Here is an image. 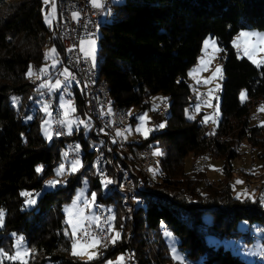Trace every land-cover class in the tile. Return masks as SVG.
<instances>
[{"label": "trees", "instance_id": "obj_1", "mask_svg": "<svg viewBox=\"0 0 264 264\" xmlns=\"http://www.w3.org/2000/svg\"><path fill=\"white\" fill-rule=\"evenodd\" d=\"M113 6L100 28L101 59L96 68L113 102L129 111L135 108L138 114L149 108L152 95L162 93L170 100L165 127L151 132L148 139L128 142L133 156L146 142L158 148L154 183L138 173L143 188L137 195L144 203L137 204L133 214L118 198L123 193L113 187L114 177L103 192L93 167L91 146L97 142L82 128L66 135L80 144L81 167L63 181L54 176L66 138L54 136L48 142L40 133L43 115L36 102L43 104L44 88L30 80L28 71L30 66L40 70L48 62L45 49L50 45L62 61L55 24L47 26L42 0H0V248L13 252L14 241L21 236L34 251L29 264H102L128 247L137 264H171L168 245L158 237L167 230L179 239L183 264H251L209 237L226 241L240 234L236 225L243 220L253 232L256 226L264 227L260 200L234 196L228 183L232 161L240 156L235 140L248 142L264 168V125L249 119L253 108L264 105V65L255 66L231 43L240 30H264V0H123ZM207 35L221 48L223 76L218 90L220 115L211 132L202 114L190 119L182 111L192 100L187 71L196 63ZM61 61L53 66L56 70ZM70 90L74 112L85 118L81 92L78 87ZM190 154L221 160L223 177L202 184L205 171H185ZM48 180L59 183L46 185ZM84 185L87 194L94 192L96 200L111 206L113 227L120 232L115 244L101 245L103 251L92 261L71 254L72 237L63 212ZM22 192L32 193L35 204L27 206L29 197ZM121 216H125L123 225ZM263 258L264 253L252 264H264Z\"/></svg>", "mask_w": 264, "mask_h": 264}, {"label": "rangeland", "instance_id": "obj_2", "mask_svg": "<svg viewBox=\"0 0 264 264\" xmlns=\"http://www.w3.org/2000/svg\"><path fill=\"white\" fill-rule=\"evenodd\" d=\"M42 1H43L44 6H45L43 8L44 20L46 22L45 18L47 17L49 22H46V24L49 28H52L53 27V19L55 18L54 17L55 10L53 11L51 3L45 4L44 0H42ZM101 1L102 0H100V3H102ZM122 1L123 0H110L112 7L109 9L108 13L103 14L102 19H104L105 17H108V19H109L111 12H112V8L114 7L113 5L120 4ZM90 2H92V0ZM99 32H100V28L95 33V35H92V37H85V38L81 39V41H84L83 44H81V41H80V50L82 48L84 50H89L88 41L89 40H95L94 59L92 58V56H88V58L90 59L89 65L94 69L99 67V63H100V59H101V57L99 55V50H98V48H99V34H100ZM241 32L264 34V30H262V31L257 30V29L240 30L238 33H236L233 36L232 42H231L232 45H233V40H236L239 37V34ZM240 39H245V38H240ZM249 39H250V42H252V43L256 42L255 37H252ZM205 40L210 41L209 46L207 48H205V44H204ZM212 42L215 43V48H218L219 51H214ZM234 48H235V50H237L239 52L240 56H243V57L248 59V57L244 54L243 47H241L239 49L236 47H234ZM51 49H54V47L51 45L47 46L45 49V58H46V53L48 54V56L46 58L48 60V62L44 63L42 66V68H44L45 71L47 70V68L49 66H53V65L56 66L61 61V57L56 56V52L55 53L50 52ZM199 51H200V53L198 55L197 61L187 71V77H186L187 82L189 84V87L191 89L192 100H191V103H189L183 107L182 111H183L185 118H189V117L195 118L199 114H202L201 115L202 120H204L205 116L211 117L206 123H208V122L210 123V126H212L211 127V131H212L213 127L215 128V122L220 115V108H219L220 99H219V95H218V90L221 87V81H222V77H223L222 76V61L220 59L221 48L218 45L215 38L210 37V35H207L203 39L202 44H201V48ZM81 52H82L83 56H85L84 51L81 50ZM262 56H264V53H257L256 58L260 59ZM201 61H203V63ZM249 62H251V60H249ZM31 68H32L33 75L29 76L30 80L35 81L37 87H41V85H44V87H42V88H47V90L51 93L52 97H54V99H57V101H58L57 104L62 110L63 121H71L72 122L70 125V128H71L70 132H72L73 129H75L77 132H79L78 130L80 128H82V132H84V134L90 132V129L88 127H85L84 124L79 123V121H85L86 122V114H85V118H82L81 116L77 115L74 111H72V108L67 107L70 103L67 100H65L64 95L62 94L61 91H59L60 87L59 88L50 87V85H54L57 80L53 79L52 77H46L45 71L43 73H41L39 71V69H36L35 67H31ZM217 68H220V70H221L219 73H217V71H216ZM62 70L64 73L65 70L64 69H62ZM214 73H215V75H214ZM64 85H66L68 87L67 91L71 92L70 88H72L73 83H71V81H64ZM203 93H205V97H203ZM149 102H150L149 108L146 109L145 111L141 112V113L135 114L136 109L132 108L129 111V115L131 117L132 115L135 114V119H134L135 121L127 124L126 128L124 130L117 129L116 134L118 132L121 133L120 136L122 139L121 140V146L122 147H127L128 142H133V141L137 142V141H141L143 139H148L151 135V132H155L157 130H160L161 128H164L165 125L167 124V118L170 115V110L166 114H161V115L154 114V112L158 109V107L159 108L164 107L166 109L167 108L170 109V100L167 98V96L162 94V93H157L155 95H152L149 98ZM163 103H166V104L164 105ZM44 105L45 104L39 103V101L36 102V107L39 109V111H41V113L43 115V118L41 119V121L39 123L40 124V133L43 135V137L48 142H50L54 138L52 136V132L50 129L51 124H52L51 120H50V116H49L51 108L47 105L48 106V112L46 113L43 110ZM62 105H64V107H62ZM197 105H199V109H197ZM209 105H211V106H209ZM258 108H260V106L253 108L252 114H250V115L259 114L263 117L262 121H264V110L258 111ZM65 112H67V116H65ZM145 115H146V118H145V120L142 121L140 119V117L145 116ZM250 115H249V117H250ZM45 120L49 121V124L45 125L44 124ZM152 121H155L156 124L153 126H149V122H152ZM250 121H251V119H250ZM252 122H254V120ZM255 122H257V121L255 120ZM161 124H163L164 126L159 127V125H161ZM137 128H141V131H137ZM144 129L150 130L147 132V135L143 134ZM45 130H47V132L51 134V138H48V136H46ZM65 131H66V133L69 134V126H65ZM96 142H97L96 146L100 147L101 146V143H99L100 141L98 142L96 140ZM152 143L155 144L156 141L154 140V141H152ZM234 146H236L237 153L240 155L238 158H236L235 160L232 161V164L230 167V170L232 172V177L229 179L228 183L230 185H232L234 196L239 197V198H245V197L257 198L260 200L261 197H259L257 194L259 192L264 193V168H261L260 161L258 160L257 155H256L257 152H256V150L252 149L251 145L246 141H240L239 142V141L235 140ZM63 147H65V146L63 145ZM91 148H95V147L91 146ZM127 149H129V146ZM152 149H153L152 157L155 160L154 161L155 163L151 167L152 171L150 173H151V176L153 178V177H155L154 176V169L156 168V162H157L156 155H153V153L156 152L158 150V148L157 147L154 148V146H153ZM64 153H66V151L63 149L61 156H60L61 160L59 161V163H57V165H59V166L61 164L64 165L63 171H65V163H66V161L64 160V156H65ZM191 157H192V155L190 154L185 159V167H184L185 171L190 172V170H191L192 172L197 173L193 167H194V165L199 164L200 169H202V171H205V173H206L204 176V180H203L202 184H207V183L212 182V181L215 183V182H218L223 177V172L221 170L222 169V161L221 160L212 159V158L205 159L201 155H198L195 158L194 157L191 158ZM197 159H199V161L200 160L201 161L199 162ZM196 161L198 163H196ZM68 165H69V168H68L69 172L67 173V175L65 177H63L62 175L58 176L56 174L57 172H55L54 176L57 177L58 180L63 181L65 178L68 177V175L71 174V172L74 173L73 171H71V163H69ZM81 165H82V162H80V166L78 167V169L81 167ZM93 165H94V163H93ZM202 171H200V172H202ZM112 178L113 177H109L108 179L111 180ZM237 180L243 181V183L237 184L236 183ZM100 181L102 183L103 180L100 179ZM110 184L112 185L113 183H110ZM115 184L113 187L117 188V184L116 185ZM46 185H48V184H46ZM102 185H103V192H106V190H105L106 187L104 186L103 183H102ZM86 188H87L86 185H84L82 188L78 189L75 192L71 202H69L63 206V212L65 215L66 222L70 218V214L68 212H66V209L71 208L73 206V201L77 200L78 196H79V199L77 200L76 207L83 208L85 211V215L88 217L98 216L94 204L91 205L90 207H85V205L83 203V201L86 199L90 200L91 194L94 193V192H92L90 194H87ZM257 188L259 191L257 190ZM81 190H83L82 195L80 194ZM262 195H264V194H262ZM118 198L121 200L122 203L126 204V206L129 207L130 209H131L130 206H134L136 204L134 201H136V202L138 201V200H133V199H136V196H133L132 197L133 199L130 198L131 201L127 200L124 194L120 195ZM96 201H99V200H95V202ZM25 204H26V201H25ZM30 205L31 204H27V206H30ZM105 205H107V203H105ZM107 206H110V205L108 204ZM131 213H132V210H131ZM123 217H125V216H123ZM121 218H122V216H121ZM207 219H209L208 221H210V218H207ZM87 221H84V224L85 223L95 224V222H92L91 220H87ZM121 223H122V221H121ZM250 227H252V226H249V223L246 222V220L239 221L238 224L236 225V230L239 231L240 234L235 235L233 237L230 236V238H228L226 241H224V239H221L220 237H209L210 238L209 240L214 244H221L224 247L230 248V250L233 253L239 255L244 260H246V262L252 264V263H254L253 257L255 255H257L255 257L258 258L259 256L261 257L264 253V241H262V239H264V232L261 230L257 231V232L256 231L253 232V231H251ZM68 228H69V232L71 233L72 228L69 224H68ZM110 228L112 230L110 232L109 237L105 240L104 243L101 244V245L105 244L104 247L114 245L115 243L112 244V243L108 242L109 238L112 235H114L115 232H119L118 228L113 227L112 222H111ZM246 231H248L246 233L247 237L244 236V233ZM252 234H254L256 237L251 239L250 241L245 240V238L249 239ZM158 237L163 239L168 245V252L172 257V263L171 264H180L179 261L173 259V252H172V248L174 247L176 250V253L183 258L184 252L178 246L179 239L176 238V236H174L173 234H172V237H168L165 235V233L162 235H159ZM20 238H21V236H18L15 239L14 245L17 244V242L19 241ZM71 244H72V242H71ZM101 245L97 249L98 254L103 251L101 249ZM22 248L28 249L24 239H23ZM16 250L17 249H14V251H16ZM28 250H30V249H28ZM98 256L99 255H97V257ZM118 256H122L121 253H118L114 257L107 258L104 262H102V264H106V262L109 260L115 261ZM79 258H81L82 260H87L86 256H80Z\"/></svg>", "mask_w": 264, "mask_h": 264}, {"label": "built area", "instance_id": "obj_3", "mask_svg": "<svg viewBox=\"0 0 264 264\" xmlns=\"http://www.w3.org/2000/svg\"><path fill=\"white\" fill-rule=\"evenodd\" d=\"M57 1V20L55 22L54 27V34L57 37L63 57H62V65L61 67L56 70L53 66H49V72H46L50 74V77L56 80L61 81V87L59 91L64 92V96L66 99L70 101V104H73V95L71 92H68L67 90H64V81H74L81 84V86L84 87V99L86 100V108L88 109V119L87 122L90 124V130L94 132L98 139H101V146L103 147V155H99V158L102 161H107L109 164V172L108 177H115L116 175H123L125 178V170L130 169L128 168L127 164L124 162V159H122L121 156H119V153L117 149L109 148L108 144V137H107V130H112L111 121H109V118H107V114H105V103L104 101H101V107H94L93 105V97H98V95L95 92H92L91 89H89V58L86 56H83L81 50H80V41L81 39L85 37H92L90 36V27L92 25V22H95V20H100L101 18V12L105 5L106 0H102L101 5L102 7L97 8L94 7L91 0H56ZM78 13L77 18H73L72 13ZM67 69L69 73H71V77H69L67 80L65 78V75H63V70ZM42 101L45 102L46 105H48L50 110V120H51V132L52 136L54 137L56 133H60L63 135L64 138L67 139V141L70 142L72 146V158L73 161L80 160L81 159V147L78 141H74L73 138H70L68 136H65V124H61L60 122L63 121V117L60 116V109L57 108V101L53 100L51 98V93L47 90V88H44L42 90ZM203 97H205V93H203ZM93 111H102L104 118H105V130H98L96 129V124L94 122L93 118ZM162 111V110H160ZM259 115V114H257ZM208 129L211 132L210 123L208 122ZM149 126H152V124L149 122ZM149 142L144 143L142 151H145L146 147H149ZM122 162L125 166L122 165ZM199 169H197L198 173ZM122 189L129 190L128 184H127V178H125V186H122ZM258 190V188H257ZM259 191V190H258ZM261 193L259 192L257 195L261 197ZM132 198V193H130ZM133 199V198H132ZM138 200V199H133ZM106 209H110L111 211V217H113L112 210L110 206L106 205ZM99 213L102 214V210L98 209ZM100 214V215H101ZM102 222H112V220H103V217L101 215V221H100V228L93 227V232H101V237L105 238L103 235L102 230ZM257 230H263V225H259V227H254V231L257 232ZM167 231V230H166ZM79 238L81 237V234H79ZM253 259H260V257H253ZM127 264H134V258L133 262H129Z\"/></svg>", "mask_w": 264, "mask_h": 264}, {"label": "bare ground", "instance_id": "obj_4", "mask_svg": "<svg viewBox=\"0 0 264 264\" xmlns=\"http://www.w3.org/2000/svg\"><path fill=\"white\" fill-rule=\"evenodd\" d=\"M111 7H112V4L110 3V0H106L105 5H104L102 12H101L100 20H95V22H92V25L89 28L90 29V36L95 35V33L98 31V29L101 28L102 21H103V19H102L103 14L108 13V11ZM48 43L49 42L47 41L46 45H48ZM97 70L98 69H94L89 65V89H91L92 92H95L98 95V97H93V105H94V107H101V101H104V103H105V114H107V118H109V121H111V123H113L112 130H107L109 148L117 149L119 156H121L122 159H124V162L127 164L128 168H130V169H126L125 173H124L125 178H127V184H128L129 190L122 189V186H125V178L123 175H116V179L114 177L115 183L117 184V188L125 195L127 200H130V198H131L130 193H132V197L136 196V199H138L137 202L136 201H134V202L136 204H143L144 198L137 195V192L141 191L143 188V183H142L143 176L140 175V177L142 176L140 178L138 176V173H142L145 177L148 178L147 180L150 183H154V179L152 178L151 173H150L151 172L150 169L153 166V164L155 163L154 162L155 160L152 157V151H153L152 146L148 145L149 147H146L145 151H142L143 146H141L137 150V153H136L137 155H134V156H133V153L129 149H127L128 146L127 147L121 146V140L122 139H121L120 135L118 136L116 134V131H117V129L124 130L126 128V125L130 123L131 117L129 115V110H127V109H125V107L119 106L113 102V100L110 96L108 84L106 83L105 80H103V78L98 77L99 75H97V73H98ZM46 72H49V67L45 71V76L50 77V74H48ZM71 83H73L72 87H74V88L78 87L79 91L82 94L81 96H83L84 95V87L81 86V84L78 82L71 81ZM67 88L68 87L66 85H64V90H67ZM62 94L64 95V92H62ZM41 95H42V93H41ZM41 98H42V96H41ZM51 98L53 100L57 101V99H54V97H52V95H51ZM64 98H65V100H67L70 103V101L68 99H66L65 96H64ZM42 102H43V104H45L44 101H42ZM163 104L165 105L166 103H163ZM83 107H84L83 109L85 110L84 113L86 114V119H88V109H85L86 108V100L84 99V96H83ZM57 108L60 109V116L63 117L62 110L58 106V104H57ZM71 108H75V96L74 95H73V104H71ZM167 109L164 107H160V108L158 107V109L155 112L158 115L166 114L169 110V109L168 110ZM160 110H162V111H160ZM49 116H50V114H49ZM93 118H94V122L96 124V129L105 130V118H104L103 112L102 111H93ZM249 118L252 121L253 120L254 121L255 120L256 121H262V119H263V117L261 115H250ZM150 123L152 124V126L156 124L155 121H152ZM86 124L88 125L87 127L90 129V124L87 122V120H86ZM90 133L92 134L93 137H95V139L98 142L100 141L99 143H101V139H98L97 135L94 132H92L90 130ZM66 135H67V133L65 131V136ZM55 137L62 139L63 135L62 134H59V135L55 134ZM63 145L65 147H63L62 149H64L66 151V153L68 154L67 156H64V160L66 161L65 171H63L61 174L63 177H65L67 175V173L69 172L68 171V168H69L68 164L73 162V158H72V146H71L70 142L67 141V139H65V142ZM94 150H95V157H94V161H93V163H94L93 166H94L95 172L97 173L96 175H98L99 179H101V180H103L105 177L109 178L108 177L109 164L107 161H102L99 158V155H103V147L102 146H100V147L96 146ZM198 161H199V159H198ZM196 163H198V162L196 161ZM59 167H60L59 165L55 166L56 172H57V169ZM193 168L196 172H197V169H199L198 172L202 171V169H200V167H199V164L194 165ZM47 182H46V184H48ZM262 194H264V193L262 192L260 195H262ZM136 204L134 206H130L132 213L135 212ZM94 206L96 208V212H97L98 217H100L99 223L101 221V215L103 217V220H108V217H111V212L109 211L110 209L109 210L106 209V205L102 201H96L94 203ZM97 206H98L99 210H102V214L99 213V211L97 210ZM124 221H125V217L122 216V224ZM92 224L85 223L84 226H85V228H87V230L91 234L100 238L102 240V243H104L105 240L110 235L111 231H108V229L111 227V222H102V230H103V235L105 236V238L101 237V232H93ZM93 227H96V224H93ZM256 227H259V226H256ZM257 231H260V230H257ZM261 231L264 232V227H263V230H261ZM161 232H164V230L162 229ZM79 234H81V237H83L82 232L78 233V237H79ZM128 239L126 240L127 245H128ZM123 257H124V264H127L129 262H133V258H134V264H137L136 259L134 257V252L129 247L123 253ZM258 260L255 259L254 261H258Z\"/></svg>", "mask_w": 264, "mask_h": 264}, {"label": "snow or ice", "instance_id": "obj_5", "mask_svg": "<svg viewBox=\"0 0 264 264\" xmlns=\"http://www.w3.org/2000/svg\"><path fill=\"white\" fill-rule=\"evenodd\" d=\"M45 4H52V8L53 11L55 10V0H44ZM93 6L100 8L102 7L100 0H92ZM73 18H77L78 17V13L73 12L72 13ZM46 22L48 21V18L46 17ZM255 37L256 38V42L252 43L250 42L249 38ZM240 38H245V39H240ZM84 41H81V44H83ZM210 41L209 40H205L204 44H205V48H207L209 46ZM89 44V50H84L83 48L81 49L82 51H84V54L86 57L88 56H92V58L94 59V46H95V40H89L88 41ZM214 51H219L218 48H215V43L212 42ZM233 46L236 48H241L243 47V51L244 54L248 57L249 60H251V62L253 64H255L257 67H260L262 65H264V56H262L260 59L256 58L257 53H264V34H257V33H249V32H241L239 34V37L236 40H233ZM50 52L55 53V49H51ZM239 54V53H238ZM48 54L46 53V58H47ZM203 63V61H201ZM55 66V65H53ZM41 73H43L45 71L44 68H41L39 70ZM217 73H219L221 70L220 68H217ZM63 75H65L66 80L71 77V73H69L67 71V69H65V72L62 73ZM28 75L31 76L33 75L32 72V68L31 66L29 67V72ZM215 75V73H214ZM207 82V81H206ZM41 87H44V85H41ZM50 87L52 88H59L61 87V81L57 80L56 83L54 85H50ZM241 98L242 101L244 98H246V93H241ZM218 99V98H217ZM211 106V105H209ZM62 107H64V105H62ZM68 108H71V104H69L67 106ZM197 109H199V105H197ZM43 110L47 113L48 112V106L44 105L43 106ZM264 110V105H261L260 108H258V111ZM72 111H75L74 108H72ZM65 116H67V112H65ZM146 115L145 116H141L140 119L143 121L145 120ZM194 118V117H189ZM211 117L205 116L204 117V121L203 122H207ZM29 119H31V117H29ZM61 124H65V126H69V132L71 131L70 125H71V121H61ZM80 124H84L85 127H87L88 125L86 124L85 121H79ZM44 124L47 125L49 124V121L45 120ZM262 125H264V122H261ZM164 125L161 124L159 125V127H163ZM137 131H141V128H137ZM150 131L149 129H144L143 130V134L147 135V132ZM45 134L46 136H48V138H51V134L47 132V130H45ZM57 135H59L60 133H56ZM121 133H117V135H120ZM159 150H157L156 152L153 153V155H159ZM65 156H67V153H64ZM80 166V161L79 160H75L71 163V171L75 172L78 170V167ZM64 170V165L61 164L60 167L57 169V175H61L62 172ZM37 172H41L42 169L40 167H38L36 169ZM150 171H152V169H150ZM113 181L108 179L107 177H105L102 181V183L106 186L107 184L112 183ZM49 185L54 186L56 183H59V181L53 180V181H48L47 182ZM237 184L243 183V181H236ZM83 190H81V195H82ZM22 196H26L29 197V199L26 200V204H35V198L33 196L32 193H28V192H22L21 193ZM36 195H39V193H37ZM79 199V196L77 197V200ZM77 200L73 201V206L71 208L66 209V212H68L70 214V218L68 219L67 223L71 226L72 231L70 233L71 237H72V245H71V254L75 257H80V256H86L87 257V261H92L94 260L97 255V249L98 247L101 245L102 240L100 238H98L97 236L91 234L87 228H85L84 226V221L87 220H91L92 222H95L96 227L100 228L101 225L99 223L100 217L98 216H92V217H88L85 215V211L83 208H78L76 207L77 205ZM96 200V193H92L91 194V199L90 200H84L83 203L85 205V207H90L91 205L94 204ZM260 202L262 204H264V195L261 196ZM113 217H108V220H112ZM3 223V212L0 211V225H2ZM112 229L109 228L108 231H111ZM82 232V236L83 239L78 237V233ZM66 235H69V233H66ZM165 235L168 237H172V233L165 231ZM120 238V233L119 232H115L114 235H112L109 238V243L114 244L118 239ZM23 245V238L21 237L19 239V241L17 242V244L13 245L14 249H17L14 252H7L4 249L0 248V264H3L4 260L10 261L11 264H29V260L33 257L34 255V251L33 250H28L26 248H22ZM172 252H173V259L177 260L180 262V264H183V258L178 255L176 253L175 248H172ZM106 264H124V257L123 256H118L116 258L115 261H107Z\"/></svg>", "mask_w": 264, "mask_h": 264}, {"label": "crops", "instance_id": "obj_6", "mask_svg": "<svg viewBox=\"0 0 264 264\" xmlns=\"http://www.w3.org/2000/svg\"><path fill=\"white\" fill-rule=\"evenodd\" d=\"M44 5V4H43ZM57 1L55 0V15H54V19H53V26H54V24H55V22H56V20H57ZM192 119H194V118H192ZM122 256H123V254H121Z\"/></svg>", "mask_w": 264, "mask_h": 264}]
</instances>
